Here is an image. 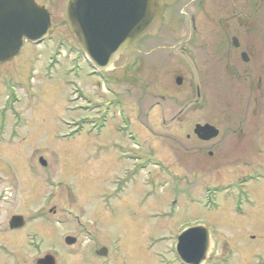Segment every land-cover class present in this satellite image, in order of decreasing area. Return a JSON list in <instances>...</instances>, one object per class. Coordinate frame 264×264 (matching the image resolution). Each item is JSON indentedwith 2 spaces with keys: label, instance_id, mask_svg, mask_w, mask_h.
Instances as JSON below:
<instances>
[{
  "label": "rangeland",
  "instance_id": "1",
  "mask_svg": "<svg viewBox=\"0 0 264 264\" xmlns=\"http://www.w3.org/2000/svg\"><path fill=\"white\" fill-rule=\"evenodd\" d=\"M56 23L53 43L25 46L0 65V104L10 96L6 113L11 125L16 115L21 126L14 136L0 129V264H38L47 254L57 264H183L177 237L199 222L212 234L204 264H264V208H248L241 184L244 174L260 168L264 186V59L258 51L249 62L233 59L240 71L232 74V65L226 69L204 40H149L140 46L148 55L131 67L137 71L131 88L123 77H109L107 84L99 79L63 13ZM136 49L114 68L131 64ZM164 53L174 56L162 60ZM109 87L124 97L134 145L128 116ZM197 123L215 124L220 134L199 142ZM253 124L263 135L255 154L241 140ZM229 128L236 133L227 135ZM257 200L264 202V188ZM17 214L26 224L12 232L9 220ZM34 233L37 249L29 244ZM67 236L76 242L68 245ZM102 247L108 252L98 256Z\"/></svg>",
  "mask_w": 264,
  "mask_h": 264
},
{
  "label": "flooded vegetation",
  "instance_id": "2",
  "mask_svg": "<svg viewBox=\"0 0 264 264\" xmlns=\"http://www.w3.org/2000/svg\"><path fill=\"white\" fill-rule=\"evenodd\" d=\"M32 2L36 3L38 6L42 7L43 9H45V11H47V13L49 14V22L51 25V29L48 32V34L44 37V39H42L38 43H35L30 39L26 38L25 43L18 56H20L25 46L36 47V46L47 45L48 43L54 42L55 40L54 30L57 27L56 21L57 18H59L60 13H63L64 16L67 0H32ZM160 18H162V20L159 21ZM64 22L67 25L65 21V17H64ZM159 22L161 24L160 27H158V29L156 30L157 32L155 33V35L146 38L148 37L147 36L148 32H150V30L152 29L154 30L155 26ZM163 37L171 38L175 45H191L197 43L198 41L201 42V40H204V43L206 44L207 42L211 43L214 46L215 59L219 60L221 64H224L226 69L228 68L230 69V66L232 65L231 67L236 71L235 72L233 71L231 73L237 74L240 70L234 68L233 65L235 64H233V59L235 61L236 59L238 60L239 58L243 60V53H245L249 58V60L246 62H249L251 60L252 56L256 53V51H258L257 56H260V59L261 58L264 59V0H163V6L161 8V12L155 23L144 35H142L137 41H135L131 45V47L137 48L136 49L137 52L134 53L133 62L130 64L129 61L126 60L119 67L117 68L115 67L107 72L95 71L94 69L93 72L97 74V77L99 79H102V81L105 84H107L109 81L111 82L110 79H115L116 81H118V77H123V79H125V81L129 84V87L132 88L135 82L134 75L136 74L137 71L133 70V68L131 67L140 65L142 60H144L143 57H146V55H148V53L141 52L140 46L143 45L144 43L149 42V40L152 41H159L160 39L163 40L164 39ZM173 56L174 54L172 53H166V54L164 53L161 54V59L168 60L170 57ZM82 57L88 63V65L92 67L88 59L84 55H82ZM156 65L157 67L159 66V64ZM160 66L162 67V65ZM119 70H122V75L115 74V72L117 73V71L120 73L121 71ZM183 83H184V79L182 84ZM182 84L178 86H182ZM14 85L16 89L17 88L18 89L20 88V90L25 89V87L21 86L20 84L14 83ZM199 91L200 89L198 86V96H200ZM27 93H26V97L25 95L23 96V94L22 95L20 94V97L16 98L17 102L21 103L22 101H25V98H27L28 96ZM109 93L113 95L115 98H117L118 103L122 105V107L124 108L123 104L125 103V100L124 97L121 95L122 93L116 88H111V87H109ZM9 97L10 96L7 95V97H5L0 104V113L2 116L0 122V129L2 135L6 134L8 136H14L17 133L16 131L17 128L19 127V129H21V126L17 125L15 114H13L15 115L14 123H12L11 125V122L9 120L10 117L9 112L6 113L9 107L8 106L9 104L8 101H10ZM126 114L128 116V122L130 128V131L126 132V134L129 133L128 135H131V139L136 140V137L133 134V128L131 126L132 125L131 117L127 112ZM17 117L20 119L19 115H17ZM212 125L217 127V125L215 124ZM22 127H25V125H23ZM217 128L219 129V127ZM11 129L13 130L11 131ZM259 129H260L259 124L257 128L255 127V124H253L251 128H247L248 133L245 134L247 135V137L245 139L241 138V140H244V142H246V149H245L246 152L250 151L253 153L256 150V148H258V146L259 149L257 152L261 150L259 138L262 134L260 135V132H257ZM236 131L237 128H229L228 129L229 133L227 132L226 134L230 135V133H236ZM194 135L198 138L199 142L202 143L211 142V140L209 141L201 140L195 133ZM238 135L243 136V134H238ZM188 138H190V135H188ZM135 140H133V145L135 143ZM205 148L206 147H200L199 150L202 151ZM209 154L212 155L213 152H210ZM134 158L136 159L137 156H134ZM134 158H132L131 161ZM244 177H245V181L241 182L242 192L243 195L245 196V200L248 205V208L252 210H256V213H261V210L264 208V202L257 200V198H260L262 194V189L264 188V186L259 187V183L261 182L260 168L254 169L252 172H248L244 174ZM251 184L252 187L250 188L249 185L251 186ZM255 194L257 195V197L255 196ZM237 207L240 209L241 207L240 201ZM39 216L36 215L34 218H38ZM10 230L12 232H16V231L19 232L20 230H22V228L20 229L10 228ZM29 244L34 249L39 248L40 239L38 238L37 233H34L33 240H29Z\"/></svg>",
  "mask_w": 264,
  "mask_h": 264
},
{
  "label": "water",
  "instance_id": "3",
  "mask_svg": "<svg viewBox=\"0 0 264 264\" xmlns=\"http://www.w3.org/2000/svg\"><path fill=\"white\" fill-rule=\"evenodd\" d=\"M163 0H67L64 17L67 27L76 39L80 50L96 70L107 72L125 51L157 20ZM51 29L49 14L32 0H0V65L12 60L23 47L26 38L39 42ZM243 60L248 56L243 53ZM183 78L178 76L176 84ZM194 133L204 141L216 138L220 131L210 123H197ZM40 163L46 166L41 158ZM25 225L22 215L9 220L12 229ZM72 245L76 238L67 236ZM211 232L204 224L186 227L177 237L176 251L185 264H203L209 254ZM97 254L104 256L107 248ZM38 264H57L47 254Z\"/></svg>",
  "mask_w": 264,
  "mask_h": 264
}]
</instances>
